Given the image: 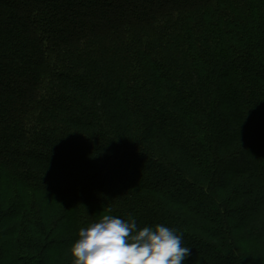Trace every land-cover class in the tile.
Wrapping results in <instances>:
<instances>
[{
  "label": "trees",
  "instance_id": "trees-1",
  "mask_svg": "<svg viewBox=\"0 0 264 264\" xmlns=\"http://www.w3.org/2000/svg\"><path fill=\"white\" fill-rule=\"evenodd\" d=\"M103 214L264 264V0H0V264Z\"/></svg>",
  "mask_w": 264,
  "mask_h": 264
},
{
  "label": "clouds",
  "instance_id": "clouds-1",
  "mask_svg": "<svg viewBox=\"0 0 264 264\" xmlns=\"http://www.w3.org/2000/svg\"><path fill=\"white\" fill-rule=\"evenodd\" d=\"M70 254L72 264H184L190 248L174 228L103 214L79 228Z\"/></svg>",
  "mask_w": 264,
  "mask_h": 264
}]
</instances>
